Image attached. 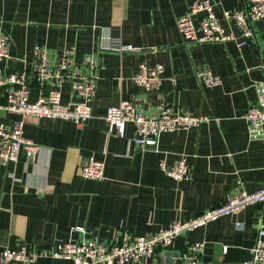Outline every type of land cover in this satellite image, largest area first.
<instances>
[{
  "label": "crops",
  "instance_id": "crops-1",
  "mask_svg": "<svg viewBox=\"0 0 264 264\" xmlns=\"http://www.w3.org/2000/svg\"><path fill=\"white\" fill-rule=\"evenodd\" d=\"M195 1L0 0V33L10 38L9 58L0 62L4 74L29 72L35 46H44L52 58L71 48L77 63L96 53L100 66L91 119L83 125L6 116L9 125L23 122L24 137L42 152L0 166V250L48 251L58 242L91 238L110 245L122 232L151 235L222 204L228 195L262 188L264 146L249 139L244 112L256 100L255 84L264 81V19L252 24L254 37L243 48L187 43L176 22ZM211 1L217 16L247 9V0ZM108 37L135 51H101ZM140 64L163 67L157 93L132 82ZM201 68L219 77L220 86L200 85L195 71ZM29 86L30 101L49 90L32 80ZM132 98L142 100L146 116L166 105L210 121L162 134L157 152L138 148L131 125L119 137L105 121L108 107ZM76 101L62 89V104ZM89 156L104 163L103 180L78 176ZM179 156L186 158L191 178L177 182L160 172L158 162ZM263 225L264 203L248 206L182 234L145 264H179L175 256L193 243L203 244L197 264H245ZM33 264L71 262L39 258Z\"/></svg>",
  "mask_w": 264,
  "mask_h": 264
},
{
  "label": "built area",
  "instance_id": "built-area-1",
  "mask_svg": "<svg viewBox=\"0 0 264 264\" xmlns=\"http://www.w3.org/2000/svg\"><path fill=\"white\" fill-rule=\"evenodd\" d=\"M246 3V11H224L217 16L216 4L211 0H197L177 20V30L187 43H233L238 48H243L254 37L252 24L264 19V0H247ZM9 46V36L0 33V62L9 58ZM100 49L116 53L135 51L110 37L103 41ZM32 56L34 61L29 72L7 75L0 70V166L16 163L21 154L31 160L42 152L41 147L24 137L23 122L17 121L9 125L6 123V116L16 114L23 119L31 117L61 120L78 127L91 119L97 71L100 67L97 54H86L77 63L71 48L52 58L44 46H35ZM163 73L161 65L140 64L132 82L145 92L157 93ZM195 77L205 88H216L221 84V79L214 76L208 68L197 69ZM30 80L40 88L48 85L47 95L30 101ZM254 87L256 100L244 112V120L249 139L259 141L264 146V81ZM63 88H68L77 97V101L62 104ZM105 121L119 137H123L125 127L131 125L134 132L133 144L138 148L157 152V143L162 134L197 128L208 123L210 118L183 114L166 105L160 106L155 115L146 116L142 100L132 98L108 107ZM158 169L173 181L191 178V170L184 156L162 158L158 162ZM78 176L84 180L101 181L104 179V163L92 156L85 157L79 166ZM261 203H264V185L251 194L241 191L236 195H228L222 204L192 219L172 222L151 235L136 236L122 232L110 245H104L97 238L70 239L56 243L48 251L28 250L25 247L15 250L5 248L0 250V264H33L39 258L65 260L71 264H145L154 259L158 250L172 247L182 234ZM74 231L84 233L83 228H75ZM202 248V243H193L174 259L179 264H197ZM250 254L251 258L245 264H264V225L256 234Z\"/></svg>",
  "mask_w": 264,
  "mask_h": 264
}]
</instances>
